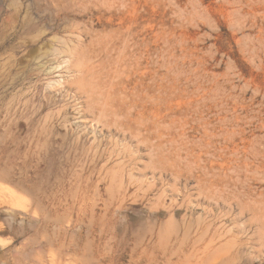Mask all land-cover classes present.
Masks as SVG:
<instances>
[{"label":"rangeland","instance_id":"1","mask_svg":"<svg viewBox=\"0 0 264 264\" xmlns=\"http://www.w3.org/2000/svg\"><path fill=\"white\" fill-rule=\"evenodd\" d=\"M0 264H264V0H0Z\"/></svg>","mask_w":264,"mask_h":264}]
</instances>
